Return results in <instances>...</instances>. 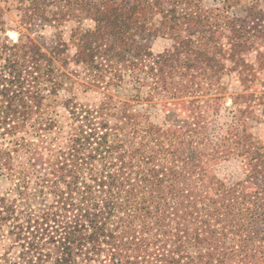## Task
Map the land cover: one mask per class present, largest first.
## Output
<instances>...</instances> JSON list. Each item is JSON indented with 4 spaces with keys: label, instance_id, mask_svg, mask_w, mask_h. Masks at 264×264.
Returning <instances> with one entry per match:
<instances>
[{
    "label": "trees",
    "instance_id": "16d2710c",
    "mask_svg": "<svg viewBox=\"0 0 264 264\" xmlns=\"http://www.w3.org/2000/svg\"><path fill=\"white\" fill-rule=\"evenodd\" d=\"M261 1L0 0V264H264Z\"/></svg>",
    "mask_w": 264,
    "mask_h": 264
},
{
    "label": "rangeland",
    "instance_id": "374dc122",
    "mask_svg": "<svg viewBox=\"0 0 264 264\" xmlns=\"http://www.w3.org/2000/svg\"><path fill=\"white\" fill-rule=\"evenodd\" d=\"M202 4L205 7L209 8H217L226 6L227 10L231 15H239L242 16L246 13L247 4L245 0H202ZM259 9L264 10V1H261V5L257 7ZM88 27V23L84 22L81 25H78L74 21H70L65 23L60 29L56 31H61L63 33V39L68 43V53L67 55L71 57L74 55L76 51V41L75 37H71L72 33L78 29H86ZM7 35L9 31H16L18 36L20 34V30L17 28L16 24L10 20H8V25L6 26ZM47 34L50 36L52 34L51 30H48ZM173 44V41L168 36H160L154 39L152 44V49L154 53H160L167 48H170ZM226 80L231 81L230 77H227ZM236 85V82H233ZM233 87H231L232 89ZM66 93L68 96L72 97L76 102L83 103L87 106H97L100 105L103 101L107 99L106 91L102 89H95L90 87L86 81L81 78L74 77L73 80L68 82V86L66 89ZM111 93V92H109ZM122 96L124 94H121ZM162 99L156 98L152 103H156L154 106L152 119L156 123H161L163 121V111L161 110L160 101ZM226 101L229 103V99L226 98ZM153 105V104H152ZM142 107V106H141ZM61 113V109H60ZM261 139L264 140V124L260 129H256ZM216 172L218 177L226 182L227 184H232L237 180L241 179L244 176L243 169L241 168L240 161L236 158H230L228 160L222 161L220 164L216 166ZM2 183L5 184V181L2 180ZM1 189V186H0Z\"/></svg>",
    "mask_w": 264,
    "mask_h": 264
},
{
    "label": "water",
    "instance_id": "95a60500",
    "mask_svg": "<svg viewBox=\"0 0 264 264\" xmlns=\"http://www.w3.org/2000/svg\"><path fill=\"white\" fill-rule=\"evenodd\" d=\"M9 36L12 37L15 41L18 40V33L16 31H9Z\"/></svg>",
    "mask_w": 264,
    "mask_h": 264
}]
</instances>
